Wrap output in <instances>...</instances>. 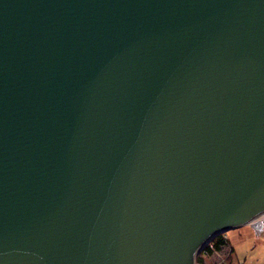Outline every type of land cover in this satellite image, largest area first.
I'll return each instance as SVG.
<instances>
[{
	"label": "water",
	"instance_id": "obj_1",
	"mask_svg": "<svg viewBox=\"0 0 264 264\" xmlns=\"http://www.w3.org/2000/svg\"><path fill=\"white\" fill-rule=\"evenodd\" d=\"M262 214L264 0H0V264H196Z\"/></svg>",
	"mask_w": 264,
	"mask_h": 264
},
{
	"label": "rangeland",
	"instance_id": "obj_2",
	"mask_svg": "<svg viewBox=\"0 0 264 264\" xmlns=\"http://www.w3.org/2000/svg\"><path fill=\"white\" fill-rule=\"evenodd\" d=\"M256 222L257 228L253 225H245L224 233L230 245L223 250L228 264H231L229 261L230 257H233L235 260L233 264H264V229H259L262 226L260 224L264 225V218ZM232 248L234 250V256L231 254ZM216 256L214 255L211 259L205 258L206 264H213Z\"/></svg>",
	"mask_w": 264,
	"mask_h": 264
},
{
	"label": "trees",
	"instance_id": "obj_3",
	"mask_svg": "<svg viewBox=\"0 0 264 264\" xmlns=\"http://www.w3.org/2000/svg\"><path fill=\"white\" fill-rule=\"evenodd\" d=\"M212 243H213V247H211V248L210 247H207L206 248V250L208 251V253L210 255L213 254L215 251L222 252L224 250V248H227V246L229 245V240L225 236L224 233H221V234H218L217 236H215L212 239ZM231 252H232L231 254H233V256H234V250H233V248H232V251ZM197 259L200 262H205L206 261V260H204V258L201 255H199ZM229 261H230L231 264H233L235 262V260L233 259V257H230L229 258Z\"/></svg>",
	"mask_w": 264,
	"mask_h": 264
},
{
	"label": "built area",
	"instance_id": "obj_4",
	"mask_svg": "<svg viewBox=\"0 0 264 264\" xmlns=\"http://www.w3.org/2000/svg\"><path fill=\"white\" fill-rule=\"evenodd\" d=\"M264 218V214H262L261 216H259L257 219H256V221H260V220H262ZM209 243H211L210 245H208ZM212 245V246H211ZM207 247H213V243H212V240H210V241H208L204 246H203V248L201 249V251H200V255L204 258V260H205V258H208V259H211V258H213L214 257V255L216 256V258H215V260H214V262H213V264H228L227 263V261H226V259H225V256L226 255H224L223 254V251L222 252H217V251H215L213 254H209L208 253V251L206 250V248ZM204 253V254H203ZM196 264H206V261L205 262H200V261H198V259H196Z\"/></svg>",
	"mask_w": 264,
	"mask_h": 264
},
{
	"label": "bare ground",
	"instance_id": "obj_5",
	"mask_svg": "<svg viewBox=\"0 0 264 264\" xmlns=\"http://www.w3.org/2000/svg\"><path fill=\"white\" fill-rule=\"evenodd\" d=\"M255 220H256V219H255ZM200 251H201V250H200ZM200 251H199V252H200ZM198 254H199V253H198ZM197 256H198V255H197Z\"/></svg>",
	"mask_w": 264,
	"mask_h": 264
}]
</instances>
